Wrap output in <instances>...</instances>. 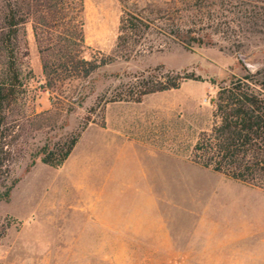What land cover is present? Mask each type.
I'll return each instance as SVG.
<instances>
[{"label": "rangeland", "instance_id": "1", "mask_svg": "<svg viewBox=\"0 0 264 264\" xmlns=\"http://www.w3.org/2000/svg\"><path fill=\"white\" fill-rule=\"evenodd\" d=\"M166 1L85 0L89 51L115 59L65 85L70 92L63 94L43 88L38 44L26 23L29 119L12 161L18 181L0 202V264H264V188L189 157L198 133L213 123L219 84L243 72L242 63L264 65V37L239 51L188 48L154 27L117 45L125 4L157 16L152 8ZM147 69L195 77L141 101H102ZM87 116L92 120L61 166L33 163V148L80 129Z\"/></svg>", "mask_w": 264, "mask_h": 264}, {"label": "trees", "instance_id": "2", "mask_svg": "<svg viewBox=\"0 0 264 264\" xmlns=\"http://www.w3.org/2000/svg\"><path fill=\"white\" fill-rule=\"evenodd\" d=\"M167 6L124 5L117 45L126 46L151 28L191 48L219 44L239 51L253 37H264V0H169ZM152 6L153 3L149 2ZM31 22L45 76L44 89L69 93L64 86L90 76L115 59L95 54L85 38V0H0V202L10 197L18 181L12 171L16 143L29 114L24 108L28 91L22 63L29 54L26 23ZM224 43V44H223ZM233 73L218 86L213 97V123L198 133L190 159L235 179L264 188V65ZM162 67V66H160ZM159 67V68H160ZM150 69L133 74L125 90H117L103 102L141 101L156 91L177 88L195 74ZM35 115L43 116L42 113ZM57 140L47 138L31 151L33 163L61 166L71 155L84 127Z\"/></svg>", "mask_w": 264, "mask_h": 264}, {"label": "crops", "instance_id": "3", "mask_svg": "<svg viewBox=\"0 0 264 264\" xmlns=\"http://www.w3.org/2000/svg\"><path fill=\"white\" fill-rule=\"evenodd\" d=\"M126 136H127V138H129L128 135H126ZM134 140H136V139H134ZM148 192L154 193V192H152V191H148ZM237 264H238V263H237Z\"/></svg>", "mask_w": 264, "mask_h": 264}]
</instances>
